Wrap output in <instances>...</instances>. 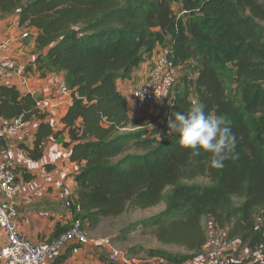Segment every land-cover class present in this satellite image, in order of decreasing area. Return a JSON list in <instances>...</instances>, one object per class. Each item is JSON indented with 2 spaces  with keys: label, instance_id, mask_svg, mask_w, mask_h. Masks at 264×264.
I'll use <instances>...</instances> for the list:
<instances>
[{
  "label": "trees",
  "instance_id": "trees-1",
  "mask_svg": "<svg viewBox=\"0 0 264 264\" xmlns=\"http://www.w3.org/2000/svg\"><path fill=\"white\" fill-rule=\"evenodd\" d=\"M0 14L17 17L29 40L36 34L24 72L62 74L72 98L56 131L36 98L0 86V118L40 121L27 148L33 161L43 158L48 139L67 135L69 160L77 166L76 220L89 232L129 208L164 204L119 241L151 229L162 245L184 253L135 246L128 255L169 264L201 259L217 248L210 249L205 221L240 249L255 253L264 246V0H0ZM158 47L170 49L177 69L196 61V77L173 89L166 112L135 119L118 82ZM193 102L231 122L238 155L222 169L211 167L210 153L194 155L178 134H169V119Z\"/></svg>",
  "mask_w": 264,
  "mask_h": 264
},
{
  "label": "crops",
  "instance_id": "crops-1",
  "mask_svg": "<svg viewBox=\"0 0 264 264\" xmlns=\"http://www.w3.org/2000/svg\"><path fill=\"white\" fill-rule=\"evenodd\" d=\"M175 9H178V11L176 12ZM174 11L180 13V5H175ZM23 32L24 29L19 27L17 17L2 18L0 14V42L11 39L14 43L12 51L5 57L6 65L24 71L26 65L34 59L35 45L33 39L36 34L32 31V39L23 40ZM151 61L152 54L132 72L129 79L118 82V89L122 95L125 96L128 88L141 86L147 82ZM28 74L31 78L32 87L38 92L36 97L38 107L41 112L47 115V123L56 131L61 130L63 127L61 119L72 103L70 94H62L58 89L64 79L63 75L56 73L43 75L36 71H31ZM19 93L24 94L20 91ZM131 115L135 119L145 117L134 109L131 110ZM6 123L0 118V127ZM26 123V129L22 134L11 139L18 143L15 147L26 151V155L18 156L14 150L9 151L16 164L17 180L20 186L15 209L21 233L32 242L40 243L54 240L58 228H67L76 220L78 186L75 183L74 175L77 166L69 160L71 148L65 146V143L68 142L66 134L61 135L58 139H48L43 149V158L40 161H33L29 157L27 148L33 147L40 121L32 119ZM6 141L0 139V145L6 146ZM2 198L3 196L0 194V199ZM24 198H31L32 203H24L22 201ZM84 227L88 231L87 226ZM4 243L5 235L0 231V247ZM209 246H227L219 252L227 249H240L239 242L225 243L216 240L215 243H211L210 240ZM104 248L105 246L96 245L91 240V243L81 249L79 254H73L71 250H68L65 254L51 259L49 264H107L110 261L109 255L113 251L106 256ZM237 251L239 254L248 253L244 249ZM132 259V262L137 261L135 258ZM144 259L153 258L145 257ZM187 264L197 263L188 262Z\"/></svg>",
  "mask_w": 264,
  "mask_h": 264
},
{
  "label": "built area",
  "instance_id": "built-area-1",
  "mask_svg": "<svg viewBox=\"0 0 264 264\" xmlns=\"http://www.w3.org/2000/svg\"><path fill=\"white\" fill-rule=\"evenodd\" d=\"M30 38V32L24 31L22 39ZM13 45L11 39L0 42V86H14L21 93L30 94L36 98L38 92L32 87L30 76L23 70L6 65L5 57L12 51ZM160 48L158 47L152 53L147 82L141 86L128 88L125 93L130 110H162L170 104L178 72L169 59L170 49ZM58 89L62 94H70L64 81L60 83ZM26 126L27 123L20 117L0 127V139L7 140L6 146L0 145V194L3 196L0 199V231L5 235V243L0 247V264H49L51 259L65 254L68 250L77 255L81 249L91 243L88 231L79 220H75L67 231L51 241L34 243L21 233L15 209L20 186L17 180L16 164L9 151L14 150L18 156L26 155V151L19 147H9L8 143L9 140L20 136ZM22 201L26 204L32 203L31 198H24ZM257 223H261L259 217H257ZM219 255L217 251L216 254L207 256L197 264H264V246L255 253L242 254L241 259L235 262ZM109 259L118 264L122 256L113 251ZM148 260L150 261L146 260L143 263L169 264L160 258Z\"/></svg>",
  "mask_w": 264,
  "mask_h": 264
},
{
  "label": "rangeland",
  "instance_id": "rangeland-1",
  "mask_svg": "<svg viewBox=\"0 0 264 264\" xmlns=\"http://www.w3.org/2000/svg\"><path fill=\"white\" fill-rule=\"evenodd\" d=\"M177 8V7H176ZM176 12L178 9H175ZM182 14V13H181ZM198 69V64L196 61L191 60L186 64L185 66L178 68V79L175 85V89L177 87H183L184 85V79L185 78H195L196 77V71ZM236 98L241 101L242 100V91L239 88L235 89ZM194 100L197 98L196 95L193 97ZM167 106L165 109L158 110V109H144L142 111H139L143 116H157L160 113H164L167 111ZM199 183L201 184H207V180L205 179H199ZM166 206L164 204L160 205L159 207H156L154 209L150 210H137V209H128V211L119 218H109L103 221L99 229L95 232H89L90 240L95 242L96 245H103L104 253L106 256L109 255V252L116 251L122 256V260L118 264H152L151 262L143 263L146 259L144 255H141L140 257H134L128 255V252L130 248L135 246H143L145 248L149 249H164L172 253L177 254H183L184 250L180 249L175 246H164L162 245L156 238L155 233L151 229H138L137 231L131 233L126 241H119L120 234L129 227L132 224L139 223L143 220H147L151 217H154L158 214H160ZM204 227L207 231V236L209 238V241L211 240V243L217 242H224V233L223 231L216 230L213 225H210L208 221L204 222ZM222 232V233H221ZM226 243V242H225ZM214 247H217L213 253H207L205 257H202L201 259L192 261L198 263V261L203 260L207 256L216 254L217 251L227 248V246H210V249L212 250ZM209 250V252L211 251ZM237 250H230L227 249L225 251L219 252V256H224L228 258L229 260L238 261L241 259V255L239 254ZM130 256V257H129ZM125 258V259H124ZM132 258L137 259L136 262H132ZM140 261V262H138ZM150 261V260H147Z\"/></svg>",
  "mask_w": 264,
  "mask_h": 264
},
{
  "label": "clouds",
  "instance_id": "clouds-1",
  "mask_svg": "<svg viewBox=\"0 0 264 264\" xmlns=\"http://www.w3.org/2000/svg\"><path fill=\"white\" fill-rule=\"evenodd\" d=\"M169 119V134L179 135V144L194 155L201 150L211 154L210 164L222 169L225 161L235 159L236 136L230 120L224 115L206 112L205 105L193 102L187 113L175 112Z\"/></svg>",
  "mask_w": 264,
  "mask_h": 264
},
{
  "label": "water",
  "instance_id": "water-1",
  "mask_svg": "<svg viewBox=\"0 0 264 264\" xmlns=\"http://www.w3.org/2000/svg\"><path fill=\"white\" fill-rule=\"evenodd\" d=\"M8 144H9L10 146H12V147H15V146L18 145V143H17V142H14L13 140L9 141Z\"/></svg>",
  "mask_w": 264,
  "mask_h": 264
}]
</instances>
